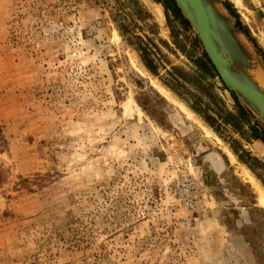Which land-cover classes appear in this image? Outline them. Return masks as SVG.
<instances>
[{"label": "rangeland", "instance_id": "obj_1", "mask_svg": "<svg viewBox=\"0 0 264 264\" xmlns=\"http://www.w3.org/2000/svg\"><path fill=\"white\" fill-rule=\"evenodd\" d=\"M218 2L263 63L264 0ZM203 52L154 0H0V264H259L264 143Z\"/></svg>", "mask_w": 264, "mask_h": 264}, {"label": "water", "instance_id": "obj_2", "mask_svg": "<svg viewBox=\"0 0 264 264\" xmlns=\"http://www.w3.org/2000/svg\"><path fill=\"white\" fill-rule=\"evenodd\" d=\"M174 2L197 33L225 86L250 115L251 122L264 125V90L252 73L255 67L264 72V62L251 49L247 36L237 27L224 4L218 0Z\"/></svg>", "mask_w": 264, "mask_h": 264}, {"label": "trees", "instance_id": "obj_3", "mask_svg": "<svg viewBox=\"0 0 264 264\" xmlns=\"http://www.w3.org/2000/svg\"><path fill=\"white\" fill-rule=\"evenodd\" d=\"M154 1L162 4L163 7L166 9L167 13L168 12L172 13L174 15V17L176 19L181 20V22L183 24H185L186 26L189 25L188 21L184 20L180 10L178 9L176 3L174 2V0H154ZM224 6L229 11L231 16L236 19L237 27L240 28L243 31V33L250 39L251 37H250L249 31L242 27L241 22L239 20V16L236 13V10L233 8V6L230 3H226V4H224ZM141 51L143 52L142 60L145 64V66L147 67V69L151 73H153L154 75H157L158 66H157L156 61L153 57L154 53L148 47H142ZM259 53L264 56V54L261 50H259ZM203 60H205V62L211 68V70L213 71V74L216 77H219L218 73L216 72L215 68L213 67L211 61L209 60V58L205 52H203ZM221 83H223V82L221 81ZM232 96L235 100L238 113H237V116L230 115L228 118L229 119L228 122L232 121L233 122L232 124L235 125L237 130H239L240 132H243L245 135L249 134L248 136L251 140H259V141H262L264 143V125L260 124L259 122L252 124L251 120H250V115L248 113H246L244 111V109L239 105L238 99L233 93H232ZM207 121L212 125L213 128H216V126H218V127L220 126L219 122L215 121L212 118H209ZM242 127H243V129H241ZM245 127H247L248 132L243 131V130H245L244 129ZM216 130L218 132V128H216ZM5 142L6 141H5L4 133H3L2 127L0 126V144H4ZM235 154L238 155V158L241 162H243V163L245 162L243 157L240 156L237 151L235 152ZM0 182H1V173H0ZM254 210L257 211L258 208L254 209ZM262 212H264L263 209H262ZM260 226L261 225H257V227H260ZM254 231H256V230L249 229V232L254 233ZM245 236H246V233H245ZM246 239H247V243H249V245L255 250V255H256L258 263L264 264V242L260 241L259 239L255 240L254 237H251V236H249V237L247 236Z\"/></svg>", "mask_w": 264, "mask_h": 264}, {"label": "bare ground", "instance_id": "obj_4", "mask_svg": "<svg viewBox=\"0 0 264 264\" xmlns=\"http://www.w3.org/2000/svg\"><path fill=\"white\" fill-rule=\"evenodd\" d=\"M252 73H253V76L255 77V81L258 84V86L262 90H264V76H260L259 77V74L264 73V72L259 67H255ZM159 89H160V87H159ZM160 91L170 99V96L163 89H160ZM179 106L181 107L182 110H184L185 112H187L188 115H191V113H189L188 110L183 105L179 104ZM232 159L234 160V158H232ZM244 175L249 180V182L255 187V189H257L259 191V194H260L259 201H260V203L264 207V191H262L260 189L257 181L253 178L252 175L249 174L248 171L245 170Z\"/></svg>", "mask_w": 264, "mask_h": 264}, {"label": "built area", "instance_id": "obj_5", "mask_svg": "<svg viewBox=\"0 0 264 264\" xmlns=\"http://www.w3.org/2000/svg\"><path fill=\"white\" fill-rule=\"evenodd\" d=\"M177 192L180 198L185 202V204L190 207H195L194 195H195V185L193 182H184L177 185Z\"/></svg>", "mask_w": 264, "mask_h": 264}, {"label": "crops", "instance_id": "obj_6", "mask_svg": "<svg viewBox=\"0 0 264 264\" xmlns=\"http://www.w3.org/2000/svg\"><path fill=\"white\" fill-rule=\"evenodd\" d=\"M231 153H232V152H231ZM232 154H233V153H232ZM226 155H227V157H229L228 153H227ZM233 155H234L235 159H238L237 156H236L235 154H233ZM229 160H231V159H229ZM231 161H232V160H231ZM217 162H220V163H221L222 160L218 159ZM221 164H222V168H221V171H222V170L224 169V165H223V163H221ZM213 168H215L214 165H213ZM246 169H247V168H246ZM214 170H216V169H214ZM216 171H217V170H216ZM248 171H250V170L248 169ZM250 173L253 175V173H252L251 171H250ZM253 176H254V175H253ZM254 177H255V176H254ZM255 178H256V177H255ZM256 179H257V178H256Z\"/></svg>", "mask_w": 264, "mask_h": 264}]
</instances>
